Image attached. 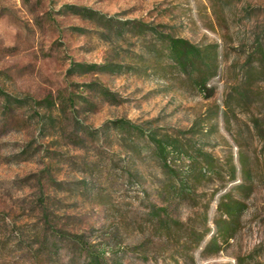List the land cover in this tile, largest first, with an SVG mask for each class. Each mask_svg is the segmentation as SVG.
Here are the masks:
<instances>
[{"label": "rangeland", "instance_id": "374dc122", "mask_svg": "<svg viewBox=\"0 0 264 264\" xmlns=\"http://www.w3.org/2000/svg\"><path fill=\"white\" fill-rule=\"evenodd\" d=\"M110 19L115 28L138 21L154 31L119 36L106 26ZM156 32L218 46L212 98L169 67ZM262 35L264 0H0V264L264 262V77L257 63L247 64ZM72 62L110 63L115 72L69 77ZM91 83L115 102L71 85ZM72 92L85 98L75 114L64 111ZM4 96L24 105L6 106ZM120 119L177 136L191 147L186 156L212 159L196 205L170 203L171 216L199 228L209 206L211 232L198 249L184 238L165 240L147 223L151 206L169 204L157 161L128 149L116 131L92 139L75 127L79 120L100 131ZM172 161L186 171L185 156ZM228 193L246 206L240 230L220 241V253L205 255Z\"/></svg>", "mask_w": 264, "mask_h": 264}, {"label": "trees", "instance_id": "16d2710c", "mask_svg": "<svg viewBox=\"0 0 264 264\" xmlns=\"http://www.w3.org/2000/svg\"><path fill=\"white\" fill-rule=\"evenodd\" d=\"M76 9L78 11L77 13H82L80 12L81 9ZM84 11H87L85 14H82L85 16L94 17L97 15V13L93 11ZM106 26L109 29H115L119 36L133 31L142 34L145 33L147 29L154 31L138 21H126L115 28L114 20L110 19L107 20ZM155 34L156 39L162 44V52L160 55L165 57L168 61L169 67L175 70L178 76L188 81L192 88L203 95L206 99L212 98L215 89L210 86V82L217 76L219 69L218 46L215 44L199 46L184 38L163 35L159 32H156ZM263 39L264 35L258 38L254 45L253 53L247 59L248 65L254 63L258 64V76L261 78L264 77ZM111 72H115V66L110 63L97 65L72 62L67 74L69 77H72L75 75L83 76L86 74ZM250 73L252 74V72L247 73L250 75L249 82L254 78ZM71 85L79 90L91 88L92 91H96L105 99L115 102L116 96L97 83L81 86L77 84ZM244 96V93L238 94V97L243 98ZM4 99L6 106L11 105L22 107L24 105L22 100H12L8 96H4ZM78 100H85V98L80 94L76 95L73 92L69 93L65 97L66 105L64 111H70L72 114H75V107ZM75 127L92 139H96L98 136H106L113 133V131H116L117 135L121 137L125 144L129 143L126 146L128 149L140 154L143 151L149 159L157 161L165 176V180L161 184V192L169 204L162 207L151 206L147 214L148 225L158 232L159 236L165 240L174 241L184 238L187 241V245H190L192 249H198L203 244L204 240L211 232L207 224V212L209 206L204 208V215L201 217L200 221L202 227L199 228V223L196 221L189 220L188 222H183L171 216L170 203L178 201L183 204L196 205L197 202L194 198V193L197 191L198 187L208 179L207 175L209 171L211 169L213 170V161L207 154L202 153L201 151H194L191 156H186L187 152L191 150V147L180 143L177 136H160L152 131L146 132L144 129L134 125L128 120L120 119L111 121L106 123L100 131H94L83 127L82 122L79 120H75ZM175 155L181 157L185 156L186 159L189 160L188 164H185L186 171H180L174 167L175 164L173 163H175V161L173 162L172 158ZM228 165L229 172H227V175L230 180H235L236 167L232 160L229 161ZM218 173L219 174L214 175L221 178L222 172ZM239 189L241 190L242 187ZM246 192L248 196L251 191L250 189H247ZM245 208V204L235 199L231 193L220 197L217 206L219 215L214 222L216 235L212 236L207 242L204 248L205 255H217L222 250L220 241L227 243L236 237L241 225L239 224V221ZM88 263L101 264L102 258H91ZM113 264L121 263L115 262ZM245 264H264V262H258L250 258Z\"/></svg>", "mask_w": 264, "mask_h": 264}]
</instances>
